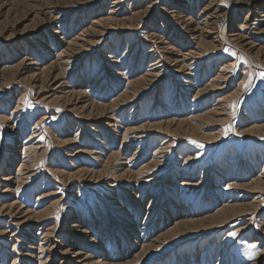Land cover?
Segmentation results:
<instances>
[{"label":"rangeland","instance_id":"1","mask_svg":"<svg viewBox=\"0 0 264 264\" xmlns=\"http://www.w3.org/2000/svg\"><path fill=\"white\" fill-rule=\"evenodd\" d=\"M259 11L0 0V264H264Z\"/></svg>","mask_w":264,"mask_h":264},{"label":"bare ground","instance_id":"2","mask_svg":"<svg viewBox=\"0 0 264 264\" xmlns=\"http://www.w3.org/2000/svg\"><path fill=\"white\" fill-rule=\"evenodd\" d=\"M218 11V10H217ZM214 13L215 14H217V12H215L214 11ZM256 16L258 17L257 18V20H259V22H261V23H264V12H257V14H256ZM220 17V15H217L215 18H219ZM263 25V24H262ZM26 66H34V69L33 68H31V70H33L34 71V73L36 72V71H43V70H40V69H38L37 67H35V63L33 64L32 62L31 63H28ZM39 73H35V74H33L32 76L33 77H35V76H37ZM53 78V81L54 80H57L56 79V77H52ZM51 79V78H50ZM28 149V148H27ZM236 197H238V198H241L242 196L241 195H237L235 192H233V194L231 195V197L229 198L230 200H233V198H236ZM227 207H229V206H227ZM79 254V253H78ZM79 255H81V254H79ZM85 259V258H84ZM84 259H83V261H84Z\"/></svg>","mask_w":264,"mask_h":264},{"label":"snow or ice","instance_id":"3","mask_svg":"<svg viewBox=\"0 0 264 264\" xmlns=\"http://www.w3.org/2000/svg\"><path fill=\"white\" fill-rule=\"evenodd\" d=\"M251 258V257H250Z\"/></svg>","mask_w":264,"mask_h":264}]
</instances>
